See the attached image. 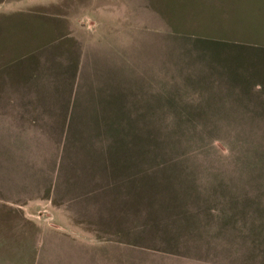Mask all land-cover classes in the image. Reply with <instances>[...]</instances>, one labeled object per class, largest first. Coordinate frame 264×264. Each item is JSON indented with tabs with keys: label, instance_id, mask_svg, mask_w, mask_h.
Instances as JSON below:
<instances>
[{
	"label": "rangeland",
	"instance_id": "374dc122",
	"mask_svg": "<svg viewBox=\"0 0 264 264\" xmlns=\"http://www.w3.org/2000/svg\"><path fill=\"white\" fill-rule=\"evenodd\" d=\"M122 1L126 117L81 154L98 166L87 190L64 191L97 196L82 206L90 229L50 217L80 243L42 247L0 201V264H264V0ZM7 12L0 3L4 52Z\"/></svg>",
	"mask_w": 264,
	"mask_h": 264
},
{
	"label": "crops",
	"instance_id": "0c3cea01",
	"mask_svg": "<svg viewBox=\"0 0 264 264\" xmlns=\"http://www.w3.org/2000/svg\"><path fill=\"white\" fill-rule=\"evenodd\" d=\"M71 1H0L18 15L10 20L12 48L0 50V57L9 63L29 59L14 69L0 64V119L6 126L0 128V171L17 175L20 169L26 177L0 180V201L14 205L42 247L60 239L80 243L52 218L72 220L78 232L90 229L82 206L97 196L64 191L87 190L98 166L81 154L94 152L97 138L126 117L119 70L126 63V7L122 0ZM83 3L85 10L71 17ZM83 17L93 25H84ZM101 197L107 202L108 196Z\"/></svg>",
	"mask_w": 264,
	"mask_h": 264
}]
</instances>
